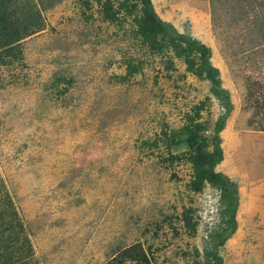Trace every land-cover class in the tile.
Masks as SVG:
<instances>
[{"label": "rangeland", "instance_id": "obj_1", "mask_svg": "<svg viewBox=\"0 0 264 264\" xmlns=\"http://www.w3.org/2000/svg\"><path fill=\"white\" fill-rule=\"evenodd\" d=\"M150 4L164 33L149 44L140 0H12L0 14V224L22 228L0 264H106L133 245L150 264H207V250L208 264H264V0ZM170 37L210 49L223 99ZM220 116L216 171L235 205L221 233V188L190 189L187 144L197 124L211 151Z\"/></svg>", "mask_w": 264, "mask_h": 264}, {"label": "trees", "instance_id": "obj_2", "mask_svg": "<svg viewBox=\"0 0 264 264\" xmlns=\"http://www.w3.org/2000/svg\"><path fill=\"white\" fill-rule=\"evenodd\" d=\"M10 1L12 0L0 1V5L2 6L0 9L5 10V12H0V14L2 15L3 13H5V17L8 16V14H6L8 13L7 5ZM140 2L143 5V8L141 17L136 21L137 33H139V35L143 37L145 44H149L150 41H155L158 34L164 33V24L157 18L156 14L153 12L150 0H140ZM8 22L9 21H6L4 22V24H2V21L0 19V28H9V26L7 25ZM19 35L20 34L16 31H10L11 43L18 41ZM170 39L172 40V45L174 46L175 51L178 53L177 55L185 56L187 71L200 79L209 81L211 85L210 93L220 100L223 99L224 90L221 87L219 71L211 64L209 60L211 55L210 49L203 44H199L196 40H191L189 38H178V40L183 41L185 45L175 43L172 37H170ZM194 54H197L199 56L198 63H196L194 57H192ZM196 125L197 124L192 127L194 128V130L191 129L187 136L188 148L193 150L188 157L195 169V180L191 182L190 189H192V191L194 192H199L206 184L211 185L216 189L217 187H220V197L224 199L223 201L225 207L222 210V214H224V216L218 225V231H220L221 233V230L225 229L227 231L228 228L230 230L229 232H233L235 225L233 218L235 205L233 206L231 197H225V189L229 188L228 185H230V181L222 173L216 171V167L223 160V151L219 133L224 128L225 116H220L216 122V126L214 128L215 134L211 140L212 150L208 152L205 150L207 145L206 140L205 142H203L204 139L200 140L198 136L201 127H199V125ZM259 130L264 131V126H262V128H260ZM180 143L181 141L176 140L174 142V146L177 147L178 144L180 145ZM222 192H224V195L222 194ZM226 214H228V216ZM7 217L9 221L5 222L4 225L0 224V241L2 238H5L7 236L12 240L11 235L14 233H12L11 231L13 230V227H16L19 231L22 230L20 223L16 221L15 214ZM226 225H228V227ZM187 226L193 231L195 230L196 222L194 221L193 223H191L190 221H187ZM218 231L214 230L210 233V240H214L216 238L221 240L222 235L218 233ZM204 256L207 264L208 259L215 258V255L208 250L204 251ZM20 259H22V261H20ZM23 260V258H19L16 260V262H23V264H26V262ZM106 264H150V262L141 246L133 245L123 249L116 257L109 260ZM212 264H220V260L218 261V263L213 262Z\"/></svg>", "mask_w": 264, "mask_h": 264}]
</instances>
